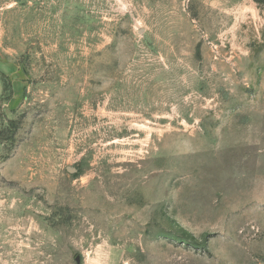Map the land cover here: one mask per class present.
I'll use <instances>...</instances> for the list:
<instances>
[{"label": "rangeland", "instance_id": "1", "mask_svg": "<svg viewBox=\"0 0 264 264\" xmlns=\"http://www.w3.org/2000/svg\"><path fill=\"white\" fill-rule=\"evenodd\" d=\"M264 264V2L0 0V264Z\"/></svg>", "mask_w": 264, "mask_h": 264}, {"label": "water", "instance_id": "2", "mask_svg": "<svg viewBox=\"0 0 264 264\" xmlns=\"http://www.w3.org/2000/svg\"><path fill=\"white\" fill-rule=\"evenodd\" d=\"M75 260H76V263H77V264H81V263H82V260H81V256H80V255H77V256L75 257Z\"/></svg>", "mask_w": 264, "mask_h": 264}, {"label": "trees", "instance_id": "3", "mask_svg": "<svg viewBox=\"0 0 264 264\" xmlns=\"http://www.w3.org/2000/svg\"><path fill=\"white\" fill-rule=\"evenodd\" d=\"M257 1L264 2V0H257Z\"/></svg>", "mask_w": 264, "mask_h": 264}]
</instances>
